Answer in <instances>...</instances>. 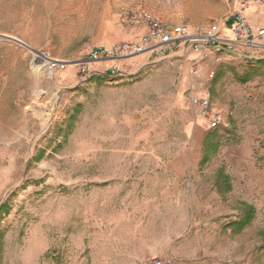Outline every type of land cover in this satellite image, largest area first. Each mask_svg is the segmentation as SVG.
Segmentation results:
<instances>
[{
  "label": "rangeland",
  "instance_id": "1",
  "mask_svg": "<svg viewBox=\"0 0 264 264\" xmlns=\"http://www.w3.org/2000/svg\"><path fill=\"white\" fill-rule=\"evenodd\" d=\"M231 2L0 0V264H264V46L89 58Z\"/></svg>",
  "mask_w": 264,
  "mask_h": 264
},
{
  "label": "built area",
  "instance_id": "2",
  "mask_svg": "<svg viewBox=\"0 0 264 264\" xmlns=\"http://www.w3.org/2000/svg\"><path fill=\"white\" fill-rule=\"evenodd\" d=\"M250 1H255L264 5V0H241V8H245ZM142 25H146L147 31L136 42H122L113 49H91L89 58L91 60H100L106 58H121L124 55H132L142 52L148 48L154 50L157 54L166 50L182 45L183 51L195 50L205 54L211 44L217 43L216 48L224 51H237L236 47L241 48V54L245 57L262 58L263 54H253V51L264 46L259 40L264 36V25L253 29L246 18L238 11L233 15V21L230 24L231 37H223L219 34V24L210 23L198 26V33L195 35L188 31L185 24L169 25L154 19L145 13L137 12L133 15ZM46 66V74L51 75L53 67L57 64L55 60L50 59ZM202 113L208 115L210 128L218 127L224 123V117L221 113L209 110L208 99L197 101Z\"/></svg>",
  "mask_w": 264,
  "mask_h": 264
},
{
  "label": "crops",
  "instance_id": "3",
  "mask_svg": "<svg viewBox=\"0 0 264 264\" xmlns=\"http://www.w3.org/2000/svg\"><path fill=\"white\" fill-rule=\"evenodd\" d=\"M240 1L241 0H232L228 5V10L225 13L226 15H224V21L221 19L222 32L226 37H231L230 24L233 21V15L236 11L240 12L246 18L247 22L253 29L264 25V5H260L255 1H250L243 9L241 8ZM259 41L264 45V36H262ZM230 52L242 55L238 50ZM252 58L257 62L261 61V58H255L254 56Z\"/></svg>",
  "mask_w": 264,
  "mask_h": 264
},
{
  "label": "trees",
  "instance_id": "4",
  "mask_svg": "<svg viewBox=\"0 0 264 264\" xmlns=\"http://www.w3.org/2000/svg\"><path fill=\"white\" fill-rule=\"evenodd\" d=\"M253 217V210L251 207H247L245 212L239 216L235 221H232L233 226L242 227L243 225L247 224Z\"/></svg>",
  "mask_w": 264,
  "mask_h": 264
},
{
  "label": "water",
  "instance_id": "5",
  "mask_svg": "<svg viewBox=\"0 0 264 264\" xmlns=\"http://www.w3.org/2000/svg\"><path fill=\"white\" fill-rule=\"evenodd\" d=\"M8 38H10V39H14V38H12V37H8ZM16 40V39H15Z\"/></svg>",
  "mask_w": 264,
  "mask_h": 264
},
{
  "label": "bare ground",
  "instance_id": "6",
  "mask_svg": "<svg viewBox=\"0 0 264 264\" xmlns=\"http://www.w3.org/2000/svg\"><path fill=\"white\" fill-rule=\"evenodd\" d=\"M50 63V62H49Z\"/></svg>",
  "mask_w": 264,
  "mask_h": 264
}]
</instances>
